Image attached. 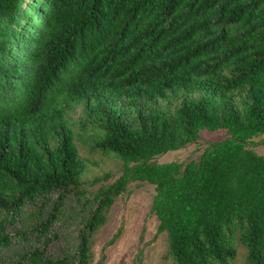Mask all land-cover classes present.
<instances>
[{"label":"trees","instance_id":"trees-1","mask_svg":"<svg viewBox=\"0 0 264 264\" xmlns=\"http://www.w3.org/2000/svg\"><path fill=\"white\" fill-rule=\"evenodd\" d=\"M204 130L227 137L197 160L157 162ZM258 144L264 0H0V264H90L92 237L133 182L155 190L159 264H235L239 247L244 264H264ZM80 147L116 159L119 176L86 178ZM88 183H100L92 198ZM53 192L89 206L75 250L3 259L6 223ZM64 197L30 227L44 246Z\"/></svg>","mask_w":264,"mask_h":264},{"label":"rangeland","instance_id":"rangeland-1","mask_svg":"<svg viewBox=\"0 0 264 264\" xmlns=\"http://www.w3.org/2000/svg\"><path fill=\"white\" fill-rule=\"evenodd\" d=\"M72 116L77 118L78 111ZM226 137L224 130L215 132L204 130L196 143L168 152L157 157L156 160L159 163L197 160L209 143L221 141ZM260 139V137L255 138V141ZM252 148L256 153L264 155V144H258ZM80 153L89 160V173L86 178L91 179L93 176L110 172L113 176L106 182L109 183L119 176L120 164L116 159L98 152H89L85 147L84 149L80 147ZM99 186L100 183L96 185L88 183L87 197L92 198ZM61 194L65 197L62 199L63 205L59 206V220L53 223L47 234L50 242L44 246V238H39L37 232L31 231L30 227L38 221V213L46 212L48 204L58 205ZM154 194L153 185L146 182H133L115 199L108 213L107 222L92 237L90 264H96L100 260L102 264H138L136 255L139 252H142V264H159L163 261L167 244L165 234H156L158 221L151 214ZM88 208L83 199L78 200L75 193L59 192L51 193L48 200L25 205L20 215L6 223L5 231L11 235L12 243L3 250L1 257L8 259L22 250L35 248H44L45 255L51 258L60 257L69 251L72 253L77 246L78 230L82 226V220ZM23 229H27V233L18 234ZM119 230L118 239L113 244L105 246ZM238 251L235 264H244L245 249L239 247Z\"/></svg>","mask_w":264,"mask_h":264}]
</instances>
